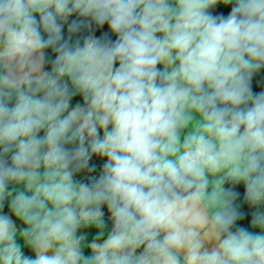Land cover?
Here are the masks:
<instances>
[{
  "label": "clouds",
  "instance_id": "clouds-1",
  "mask_svg": "<svg viewBox=\"0 0 264 264\" xmlns=\"http://www.w3.org/2000/svg\"><path fill=\"white\" fill-rule=\"evenodd\" d=\"M261 69L264 0H0V264H264Z\"/></svg>",
  "mask_w": 264,
  "mask_h": 264
},
{
  "label": "crops",
  "instance_id": "crops-1",
  "mask_svg": "<svg viewBox=\"0 0 264 264\" xmlns=\"http://www.w3.org/2000/svg\"><path fill=\"white\" fill-rule=\"evenodd\" d=\"M212 11H213V14L223 13L224 15H227L228 12L230 11V6L228 8H222L221 6L218 5L217 8L213 9ZM75 19H78V17L75 15L73 17H70L68 23H71V21L75 20ZM67 26L68 25L66 23L64 26V29H63L65 36H67ZM104 31H107L106 26L104 29H96L95 26H93V29L91 32H89L87 30L82 31L81 33L78 34L77 37H74V39L80 38L82 40L83 38H85L89 34H93L96 37H100V36H102ZM109 35H111V34H109ZM111 38L113 40L115 39L114 37H111ZM47 56L50 59H54V56L50 50L48 51ZM45 70H50V65H46ZM251 87H252L254 94H258L261 91H264V69H261L256 74H254L252 82H251ZM104 162L105 161L100 160L96 157H93L92 161H90V166L92 164H95L96 165V171L93 173H88L87 170H85L84 172L77 174L74 178L78 181H81V182H89L90 176H92V175L98 176L99 175V172H100ZM226 187H232V186L226 185ZM233 190L238 192V194H239L237 203L241 205V212L243 213V216H244V218L242 220L237 222V226L238 227H244L251 222L252 214H253V212L256 211V209L249 207L247 204L243 203V194H244L243 185L234 186ZM103 211L105 213V218L107 219L108 213H107L106 207L103 209ZM5 213H7V212H5ZM107 223H109V228H110L111 227L110 221H108ZM81 232L86 233L87 239L89 240V229H82ZM206 247L209 248V250H210L212 245L208 244V245H206ZM25 253H26V251H25ZM86 254H88L87 251H86Z\"/></svg>",
  "mask_w": 264,
  "mask_h": 264
},
{
  "label": "trees",
  "instance_id": "trees-1",
  "mask_svg": "<svg viewBox=\"0 0 264 264\" xmlns=\"http://www.w3.org/2000/svg\"><path fill=\"white\" fill-rule=\"evenodd\" d=\"M77 102H82V98L79 97V96L75 97V98L73 99L72 103H73V105H74V104L77 103ZM11 187H12V186H10V188H11ZM4 212H8L7 201L5 202V209H4ZM105 219H106V218H105ZM106 222H108L107 219H106ZM250 223H251V222H250ZM250 223L247 224V225L244 226V227L249 228V227H250ZM107 224H108V227H109V223H107ZM94 236H95V230H94V229L89 230V240L93 239ZM25 251H26V253H25L26 255L34 256V253H32L31 251H29L28 249H26Z\"/></svg>",
  "mask_w": 264,
  "mask_h": 264
}]
</instances>
